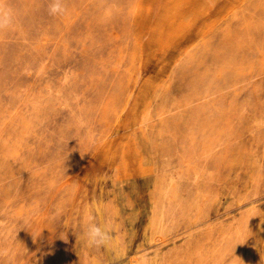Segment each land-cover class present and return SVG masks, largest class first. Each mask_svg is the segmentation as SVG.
<instances>
[{
    "label": "rangeland",
    "instance_id": "1",
    "mask_svg": "<svg viewBox=\"0 0 264 264\" xmlns=\"http://www.w3.org/2000/svg\"><path fill=\"white\" fill-rule=\"evenodd\" d=\"M6 3L0 264H264V0Z\"/></svg>",
    "mask_w": 264,
    "mask_h": 264
},
{
    "label": "clouds",
    "instance_id": "2",
    "mask_svg": "<svg viewBox=\"0 0 264 264\" xmlns=\"http://www.w3.org/2000/svg\"><path fill=\"white\" fill-rule=\"evenodd\" d=\"M66 0H49L48 14L53 17L67 13ZM14 21V11L7 5L6 0H0V31L7 29ZM61 214L58 210L57 215ZM79 232L76 240L88 249H100L113 243V233L110 220L99 222L92 211H85L80 219ZM67 240V236L63 237ZM145 264H150L146 259Z\"/></svg>",
    "mask_w": 264,
    "mask_h": 264
}]
</instances>
